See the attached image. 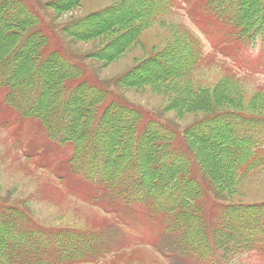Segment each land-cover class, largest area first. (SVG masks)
Instances as JSON below:
<instances>
[{
	"label": "trees",
	"instance_id": "obj_1",
	"mask_svg": "<svg viewBox=\"0 0 264 264\" xmlns=\"http://www.w3.org/2000/svg\"><path fill=\"white\" fill-rule=\"evenodd\" d=\"M146 1L145 10L134 13L126 12L130 2L122 1L118 6L88 17L87 30L69 33L82 40L103 39L107 50L116 49L112 58H106L115 59L138 40L146 23L169 12L172 5L171 0ZM203 1V8L232 24L237 40L245 42L255 34L264 35V0ZM80 2L70 0L69 5L72 7ZM185 2L193 8L198 0ZM11 4L20 5L22 1L0 0V88L6 91L7 104L22 117L38 120L53 141L74 145L75 154L69 161L74 173L86 168V177L118 203L127 208L145 207L148 216L160 221L161 227L181 250L199 258L205 256L204 251L213 241L214 246L234 255L264 240L263 207L258 213L254 206L227 204L221 211L216 209L218 222L211 229L210 216H207L211 211L207 212L202 199L208 193L218 197L198 176V172L208 169L203 154H198L199 161L196 162L193 153L195 149L201 152L206 148L218 154V160L226 159L228 163L224 164L232 171L223 173V180L216 182V179L215 182L219 189L233 185L239 174L252 172L264 163L260 151L264 144L263 114L219 111L198 121L184 134L163 123L162 127L167 130L164 133L169 135L155 137L147 132L148 121L147 129L139 125V117L143 118L144 112L130 109L108 87L89 88L86 80L81 81V86L74 84L73 81L79 78V72L75 74V71L82 66L67 63L58 51L46 52L47 38L42 30L31 28L35 23L30 12H20L21 17H15L9 12ZM14 30L19 35L16 43ZM175 42L163 53L143 60L140 64L144 70L141 67L138 73V69L126 71L129 73H124L125 84L158 86L181 82L174 89L180 91L188 86L185 90L187 102L192 99L197 103L209 102L208 92L199 90L196 93L187 82L200 57V43L189 34L178 37ZM86 94H90L88 102L82 99ZM130 110L134 114L133 120H128ZM119 114L127 117L125 123ZM151 123L155 122L151 121L149 126ZM147 136L146 143L152 147L147 151H152L141 160V143ZM217 136L221 137L218 142L214 141ZM100 137L104 143L114 142L110 148L104 147ZM125 149L127 152L123 151ZM161 160L168 162L161 164ZM98 198L91 196L89 200L95 202ZM94 234L45 229L34 223L23 210L3 206L0 208V264H7V258L17 254V250L25 257L23 264L87 263L90 255L97 251ZM46 239L47 245L56 251L38 255L24 248L45 243ZM46 257H50V262L45 261Z\"/></svg>",
	"mask_w": 264,
	"mask_h": 264
},
{
	"label": "rangeland",
	"instance_id": "obj_2",
	"mask_svg": "<svg viewBox=\"0 0 264 264\" xmlns=\"http://www.w3.org/2000/svg\"><path fill=\"white\" fill-rule=\"evenodd\" d=\"M21 1L23 5L11 4L10 9L7 6L9 12L15 17H21L20 12H30L35 23V27L31 28L44 30L50 37L47 50L60 49L69 59L83 67L78 71V80L73 83L81 86V81L86 80L92 84H88L89 88L108 87L130 109L136 108L144 112V117H139V125L145 127L148 121L147 132L153 133L155 137L169 135L165 134L167 130L162 127L166 123L178 133L184 134L198 121L219 111L240 110L264 115V55L257 50V45L237 40L232 24L203 8V0H198L194 9L187 3L184 4V0H172L171 11L146 23L140 30L138 40L125 54L112 60L110 59L116 49L107 50L103 39L82 40L69 32L87 30L88 17L127 0H81L72 7L69 5L70 0ZM128 2L126 12L130 13L144 11L148 6L146 0ZM16 32L13 31L15 43L19 38ZM188 34L200 43L203 55H200L187 82L196 93L199 90L208 92L209 102L197 103L194 99L187 102L185 90L188 86L180 91L174 89L181 82L158 86L125 84L123 76L130 70L138 69L137 73L141 67L144 70L141 65L143 60L163 53L178 37H187ZM100 53L104 55H98ZM110 56L111 58H106ZM171 67L174 68V65ZM126 71L129 72L125 73ZM88 95L82 98L85 102L89 100ZM7 101L6 91L0 88V205L19 208L46 228L71 227L76 232H94L97 251L90 255V262L80 264H205L202 261L198 263L194 258L184 255L185 253L166 255L171 244L168 239H163L159 220H149L147 213L138 207H124L121 212L113 208L111 197L92 186L86 177V168L75 173L71 170L69 159L75 154L74 145L56 144L37 121L24 119ZM132 112L129 111L131 114L128 120L134 119ZM119 116L125 123L127 117L122 114ZM151 121L155 123L149 126ZM220 135H224V132ZM99 139L102 146L104 144L107 148L114 142L111 140L104 143L102 137ZM220 139L217 136L214 141L218 142ZM146 142L148 136L141 143V160L146 158L148 152L151 155L152 149H147L152 147ZM127 146L128 143L126 148ZM201 150L193 151L195 160L198 162V154H203L202 158L208 169L201 166L205 171H197L198 176L202 179V184L216 194L218 198L215 200L228 204L264 203V168L239 174L233 185L219 189L216 182L223 180V173L229 174L232 169L224 164L228 163L226 159H217L218 154L206 148ZM123 151L127 152V149ZM212 154L215 156H211ZM166 162L168 161L161 160V164ZM96 191L100 193L101 202L89 204L87 197ZM206 197V203L210 206L206 208L211 211L217 206L213 205L210 193ZM114 209L117 210L116 213ZM207 216L213 219L211 226H215L218 220L216 215L211 211ZM43 247L41 244L37 249ZM28 250L34 251V248ZM54 251L56 250L50 247V252ZM242 253V256L229 262H222V259L220 261L223 264H264L263 243L247 247ZM10 258H7V264H23L25 261L20 250ZM47 262H50V258Z\"/></svg>",
	"mask_w": 264,
	"mask_h": 264
},
{
	"label": "bare ground",
	"instance_id": "obj_3",
	"mask_svg": "<svg viewBox=\"0 0 264 264\" xmlns=\"http://www.w3.org/2000/svg\"><path fill=\"white\" fill-rule=\"evenodd\" d=\"M5 45V44H4ZM216 164V163H215Z\"/></svg>",
	"mask_w": 264,
	"mask_h": 264
}]
</instances>
